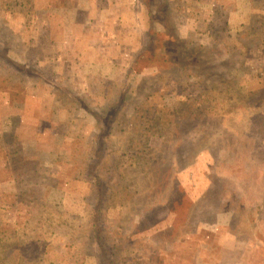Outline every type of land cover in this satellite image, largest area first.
<instances>
[{"label": "rangeland", "instance_id": "1", "mask_svg": "<svg viewBox=\"0 0 264 264\" xmlns=\"http://www.w3.org/2000/svg\"><path fill=\"white\" fill-rule=\"evenodd\" d=\"M0 264H264V0H0Z\"/></svg>", "mask_w": 264, "mask_h": 264}]
</instances>
